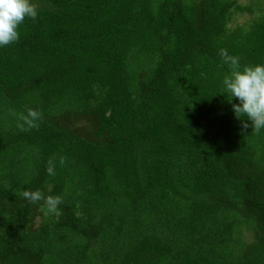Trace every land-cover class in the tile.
I'll return each instance as SVG.
<instances>
[{"label":"trees","instance_id":"trees-1","mask_svg":"<svg viewBox=\"0 0 264 264\" xmlns=\"http://www.w3.org/2000/svg\"><path fill=\"white\" fill-rule=\"evenodd\" d=\"M33 2L0 47V264H264V129H241L219 55L264 64V13L228 29L234 0ZM28 108L22 132L9 109ZM37 189L58 215L20 195Z\"/></svg>","mask_w":264,"mask_h":264},{"label":"clouds","instance_id":"clouds-1","mask_svg":"<svg viewBox=\"0 0 264 264\" xmlns=\"http://www.w3.org/2000/svg\"><path fill=\"white\" fill-rule=\"evenodd\" d=\"M37 16L38 5L33 0H0V47L17 42L20 25L26 18L35 21ZM219 55L229 68L222 80L223 94L228 96L229 103L233 98L238 100V103L232 104V110L236 118L241 120V129H247L249 124L246 121H250L252 131L258 134L264 129V64L241 65L239 57L229 55L224 48L220 49ZM9 114L17 118V128L22 132L38 129L42 120V113L32 108H28L26 113L9 109ZM66 160V157L61 156L58 162L63 166ZM56 163L55 157L48 160V175L56 174ZM20 195L34 205L42 201L46 208L45 215L59 214L58 206L62 203L60 196H45L39 189L21 190Z\"/></svg>","mask_w":264,"mask_h":264},{"label":"rangeland","instance_id":"rangeland-1","mask_svg":"<svg viewBox=\"0 0 264 264\" xmlns=\"http://www.w3.org/2000/svg\"><path fill=\"white\" fill-rule=\"evenodd\" d=\"M234 3L241 8L232 7L229 13V17L226 23L228 29H233L236 27L246 28L248 24L260 15L264 13V0H234ZM50 188V184L47 185V189ZM38 214L34 217L33 227L36 226L40 220V210ZM243 213V214H242ZM241 216L245 213L242 211ZM252 227L247 223V221H242L240 224L236 225L233 229V235L237 238H241L244 241L255 242V232L252 231Z\"/></svg>","mask_w":264,"mask_h":264}]
</instances>
